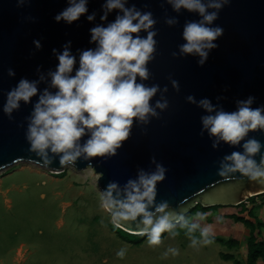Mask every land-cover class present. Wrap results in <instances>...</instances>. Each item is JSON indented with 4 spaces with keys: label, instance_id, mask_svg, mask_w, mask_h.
Masks as SVG:
<instances>
[{
    "label": "clouds",
    "instance_id": "obj_1",
    "mask_svg": "<svg viewBox=\"0 0 264 264\" xmlns=\"http://www.w3.org/2000/svg\"><path fill=\"white\" fill-rule=\"evenodd\" d=\"M165 2L178 14L183 9L199 15V20L185 22L181 33L185 42L171 55L173 58L196 57L198 65L203 66L210 53L218 48L216 41L224 34V29L214 22L231 0ZM30 3L31 0H16V7L23 8ZM89 3L90 0H66L65 7L53 17L56 23L68 26L84 17L93 25L88 30L91 47L74 51L72 40H67L60 48L52 49L56 64L47 71V77L50 88L55 91H50L49 87L40 88L45 75L43 66L38 65L35 79L21 77L3 93L2 112L10 121L14 119L13 113L21 109L22 102L32 105L25 117L28 152L57 175L65 167H75L78 161L92 167L93 158L116 156L132 135L134 123L146 127L169 108L167 85L143 83L153 76L148 65L157 54L158 30L155 26L158 21L153 13L138 8L129 0H103L100 22L93 23L97 13L90 12ZM113 13L114 19L109 20ZM26 19L35 22L34 17ZM164 22L172 27L179 20L166 18ZM142 32L145 35H141ZM32 44L36 51L43 48L40 39H34ZM7 75L15 78L16 72L8 68ZM168 79L172 89L179 93V81ZM158 93L160 98L153 103ZM223 98L217 96L216 100ZM186 102L206 113L200 117V135L207 134L212 149L218 150L221 142L243 149L225 154L217 174L221 177L239 174L241 178L264 185V155L259 163L254 158L264 149V143L255 138L246 139L250 132H264V104L253 107L256 97L252 95L236 100L234 111L224 110L208 97L197 100L194 95H188ZM57 160L60 167H51ZM150 165L154 167L137 168L135 177L127 179L123 185L109 181L101 191L100 207L108 213L113 230L128 229L134 235L146 237L150 246H158L162 243V234L168 233L173 238L179 235V226L187 230L185 235L191 247L213 243L211 225L189 223L182 211L173 210L166 200H157V186L165 181L168 169L155 156L150 158ZM195 217L205 221L207 214L198 212ZM197 229L199 237L194 235ZM126 254L127 249L121 247L115 256L123 260ZM179 254L178 248L169 246L162 256Z\"/></svg>",
    "mask_w": 264,
    "mask_h": 264
},
{
    "label": "water",
    "instance_id": "obj_2",
    "mask_svg": "<svg viewBox=\"0 0 264 264\" xmlns=\"http://www.w3.org/2000/svg\"><path fill=\"white\" fill-rule=\"evenodd\" d=\"M102 2L90 0V12L97 13L93 23L100 22ZM129 2L151 11L158 21L155 26L158 30L156 59L148 65L153 76L143 83L167 85L169 108L146 127L134 123L132 135L118 149L116 156L93 158L92 167L78 161L72 168L94 170L99 176L97 185L103 191L109 181L123 185L127 179L135 177L137 168L154 167L150 165V158L155 156L168 169L165 181L157 186V200L168 201L173 210L185 215L197 205L204 208L237 207L264 194V185L241 178L239 174L227 177L217 174L225 154L243 149L223 142L218 150L212 149L207 134L200 135V117L206 113L186 102L188 95H194L197 100L208 97L224 110L234 111L236 100L252 95L256 97L253 107L264 104V0H231L222 9L214 23L224 29V34L216 41L218 48L210 53L203 66L198 65L196 57L173 58L171 55L185 42L181 36L185 22L199 20L198 14L183 9L178 14L165 0ZM65 4L66 0H31L30 5L17 8L16 0H0V172L19 164L34 165L51 172L28 152L25 117L31 112L32 105L22 102L11 121L3 114L2 105L4 91L21 77L35 79L38 65L43 66L45 75L40 88L49 87L50 91H55L50 88L47 77V71L56 64L53 48H60L67 40H72L74 51L92 46L88 43V30L93 25L84 17L72 26L54 21L53 17ZM114 16L115 13L110 14L108 19L112 20ZM27 17H34L35 22ZM166 18H178L179 23L169 27L164 22ZM34 39L41 40L43 48L40 51L35 50ZM8 68L15 70V78L8 77ZM169 77L179 81V93L172 89ZM217 96L224 98L217 101ZM159 98L158 93L152 102ZM22 123L24 127H19ZM250 138L264 143V132H250L246 139ZM261 155H264V149L254 157L257 163ZM51 167L59 168L58 160ZM122 230L132 234L128 229Z\"/></svg>",
    "mask_w": 264,
    "mask_h": 264
},
{
    "label": "rangeland",
    "instance_id": "obj_3",
    "mask_svg": "<svg viewBox=\"0 0 264 264\" xmlns=\"http://www.w3.org/2000/svg\"><path fill=\"white\" fill-rule=\"evenodd\" d=\"M63 172L61 177L28 164L0 172V264H234L223 259L228 254L245 264L244 248L231 250L214 240L193 248L187 230L179 227V235L166 233L158 246H150L147 239L136 244V237H130L133 242L123 240L100 207L94 170L67 167ZM223 208L230 207L206 213L205 221L194 216L190 222L211 225L214 238L240 240L230 232L233 225H221ZM194 235L199 237V229ZM169 246L180 254L163 258ZM121 247L127 249L123 260L115 256Z\"/></svg>",
    "mask_w": 264,
    "mask_h": 264
},
{
    "label": "trees",
    "instance_id": "obj_4",
    "mask_svg": "<svg viewBox=\"0 0 264 264\" xmlns=\"http://www.w3.org/2000/svg\"><path fill=\"white\" fill-rule=\"evenodd\" d=\"M65 173L58 174V176H63ZM257 199L264 200V194L252 197L250 200H248L246 203L241 204L237 206L238 208H241L242 213L248 212V216L252 219L251 221L245 220L244 218L240 217H234V221L237 223L243 224V226L249 231V234L246 238V258H245V264H264V238L262 235V229L264 228V224L260 222L255 214H253V210H248L246 208L247 204H255ZM221 207H211V208H204L201 205H197L193 209H191L186 216L190 220L195 216L196 213H210L212 210H217ZM179 227V226H178ZM111 229L114 233L119 235L123 240L128 242H133L130 237H136L139 238V241H134L136 244L144 243L146 240V237H141L138 235L129 234L123 230H113L112 226ZM166 233L162 234V240L166 237ZM215 243H219L222 246H226L229 249H237L241 246L240 242L237 239H229L224 240L222 238H214L213 239ZM225 261H234V264H239L238 261L234 260V257L232 255H224L223 256Z\"/></svg>",
    "mask_w": 264,
    "mask_h": 264
},
{
    "label": "crops",
    "instance_id": "obj_5",
    "mask_svg": "<svg viewBox=\"0 0 264 264\" xmlns=\"http://www.w3.org/2000/svg\"><path fill=\"white\" fill-rule=\"evenodd\" d=\"M261 199H257L255 204H247L246 208L248 210H253V214H255L256 218L262 222V224H264V200L263 201H259ZM223 213L221 214V219H224V223L221 225H233V227L231 228L230 232L233 231V233H236L238 235V237L240 238V240H244L240 241L239 239H237L241 246L239 248H244L245 249V258H246V254H247V250H246V238L249 234V231L243 226V224L241 223H237L233 220H231V218L233 217H240V218H244L245 220L251 221L252 219L248 216V212L242 213L241 208L238 207H230V208H223ZM218 216L220 215L217 214ZM220 219V221H221ZM231 227V226H230ZM262 235L264 238V228L262 229ZM237 248V249H239ZM235 250V249H234ZM231 255V254H229Z\"/></svg>",
    "mask_w": 264,
    "mask_h": 264
}]
</instances>
